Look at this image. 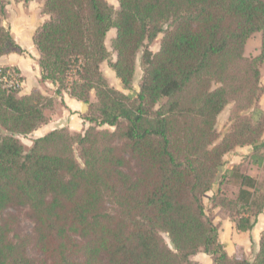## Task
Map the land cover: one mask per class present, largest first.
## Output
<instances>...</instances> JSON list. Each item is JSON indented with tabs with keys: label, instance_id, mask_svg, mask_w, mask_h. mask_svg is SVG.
<instances>
[{
	"label": "trees",
	"instance_id": "trees-1",
	"mask_svg": "<svg viewBox=\"0 0 264 264\" xmlns=\"http://www.w3.org/2000/svg\"><path fill=\"white\" fill-rule=\"evenodd\" d=\"M116 1L115 12L106 0H44L49 20L33 37L41 82L86 105L81 133L55 129L26 149L18 137L46 123L54 97L0 86V264H198V253L214 264H264V230L252 261L229 256L203 202L235 148L251 147L247 158L263 165L264 0ZM5 14L0 2V58L22 55ZM256 33L260 52L248 58ZM141 50L131 99L101 65L130 90ZM231 102L238 112L220 137L217 119ZM237 178L234 200L218 191L209 201L249 232L263 213L264 180ZM10 209L26 210L30 234H19Z\"/></svg>",
	"mask_w": 264,
	"mask_h": 264
},
{
	"label": "crops",
	"instance_id": "crops-1",
	"mask_svg": "<svg viewBox=\"0 0 264 264\" xmlns=\"http://www.w3.org/2000/svg\"><path fill=\"white\" fill-rule=\"evenodd\" d=\"M8 0V6L5 7V13L9 16L2 21L4 27H8L14 41L26 52L22 55L11 53L0 58V66L3 68H13L21 75L22 84L19 89L18 96H26L34 91H39L44 95L54 97L55 87L50 82H41V70L39 68L40 53L33 43V37L36 29L44 22L49 20V16L43 12V0ZM17 4L23 5L14 12L15 16L10 15V9ZM111 31V30H110ZM109 31V32H110ZM108 32V34H109ZM91 101H94L92 94ZM54 107L57 109H64L61 114L57 113L50 116L46 123L37 128L32 134L31 139L41 137L46 133L60 128H66L71 133L79 134L87 127V123L83 120V115L86 113L87 107L82 102L70 97L66 92L62 93V97H54ZM259 108L264 111V95L259 101ZM47 117V116H46ZM252 148L249 146L237 147L224 156V167L222 175L228 174V177H234L238 180L237 175L245 174L256 178V172L260 170L254 164H248L246 170L241 166L244 164L243 158L249 156ZM237 168L238 172L234 173L233 169ZM257 170V171H256ZM233 174H229L232 172ZM229 179L226 178V187L233 188L231 184L227 183ZM239 181V180H238ZM240 187V182L238 183ZM226 192L224 186H214L211 193L214 191ZM239 188L235 189L230 198H236ZM228 195V193H227ZM214 214H218L213 219V223L219 228V240L222 243L225 251L229 256L237 258L244 257L252 261L254 255L259 249V242L261 233L264 230V209L263 213L258 216L257 224L252 231L239 232L236 230L234 223L223 214L219 209H214ZM220 215V216H219ZM192 261L198 264H214L212 258L203 253H198L191 258Z\"/></svg>",
	"mask_w": 264,
	"mask_h": 264
},
{
	"label": "rangeland",
	"instance_id": "rangeland-1",
	"mask_svg": "<svg viewBox=\"0 0 264 264\" xmlns=\"http://www.w3.org/2000/svg\"><path fill=\"white\" fill-rule=\"evenodd\" d=\"M106 1L108 2V4H110L113 7L115 12L119 9V5H118V2L116 0H106ZM0 2L5 4V7L8 6V3H9L8 0H0ZM43 3H44V0H43ZM22 7H23V5H21V4L19 6H17V4H15L14 6H12V9H10L9 14L10 15L12 14V16H15L14 12H16L18 8H22ZM4 18H5V20H7L9 18V16L7 14H5ZM114 36H115V31L111 30L109 32V34H107L106 41H105L106 48L110 52L113 60L115 59V55H116L115 52L112 49V43H111V41L114 38ZM161 39H162V34L158 35L157 38L151 44H149V49L153 53H156L159 50ZM260 47H261V34L260 33H256V34H254L253 36H251L248 39V41L246 43V46H245L244 55L246 57H248V58H253V57H255V56H257L259 54ZM141 53H142V50L139 52V54L137 56L134 79H133V83L131 85V89L130 90H124L122 88L119 80H117V78L115 77L113 71L108 67L107 63L104 62L101 65V72L106 77V79H107L108 83L110 84V86L114 87L115 89H118V90L122 91L125 95H127L131 99H134L136 97L137 92L139 90V85L141 83L142 68H141L140 62H139V58H140ZM0 68H3V67L0 66ZM259 69H260V76H261L260 82H261V85L264 87V64H261ZM63 111H64V109H62V108L61 109H57L54 106H52V108H49V109L45 110L44 113L47 116L46 117V121L48 120V118L50 116H54L56 113H57V115L61 114ZM237 112L238 111L236 110L235 103L231 102L224 109V111L219 115V117L217 119V123H216V130H217V132H218L220 137H222L230 129V126L232 124L231 119ZM240 115H248V116H250L252 118L253 117L256 118L258 116V114L256 112H254V111L243 112V113H240ZM104 129L113 131L112 128L107 127V126H105ZM18 138H19L20 142L24 145V147L26 149H29L31 147L32 139H31L30 135H28L26 137L19 136ZM262 140L264 142V135H263ZM261 154H262V156L264 158V150L262 151ZM74 156L77 158V152L76 151L74 152ZM249 156H246V157L243 158L244 164H242L241 166L244 167V170L247 169L248 164L250 165L252 163V164L256 165L255 163H253V161L251 159L247 158ZM233 171H234V173L238 172L237 168H234ZM233 171L229 172V174H233ZM221 173L218 176V178H217L215 184L213 185V187L214 186L215 187L216 186L220 187L221 185L224 186V190L226 192H221L219 190L220 194L223 195V196L228 197L229 199H233L234 200L235 198H230L229 195H231V194H229V193L233 192L234 187H235V189L239 188V184H238L239 181L236 178H234V177H228L227 173H225V175H222ZM255 175H256V179H258L259 181H263L264 180V159H263L262 167L260 168V170H258V172H256ZM226 178L229 179L227 181V183L233 185L232 186L233 188H229V187L225 186V184H226L225 179ZM211 191L204 196L203 202H204V205H205V208H206V214L210 217V219L213 222V219L215 217H217L218 214L217 215L214 214V211H213L214 209L211 208L209 200H210V198L213 195L217 194V191L215 190L213 193H211ZM227 193H228V195H227ZM8 214H12V215H14L17 218V221H18V232H19L20 235H28V234H30L32 232L33 222L28 218L25 209H20V210L10 209L8 211ZM223 214H225V213H223Z\"/></svg>",
	"mask_w": 264,
	"mask_h": 264
},
{
	"label": "built area",
	"instance_id": "built-area-1",
	"mask_svg": "<svg viewBox=\"0 0 264 264\" xmlns=\"http://www.w3.org/2000/svg\"><path fill=\"white\" fill-rule=\"evenodd\" d=\"M22 84L21 75L13 68L0 69V86L8 91L19 90Z\"/></svg>",
	"mask_w": 264,
	"mask_h": 264
}]
</instances>
